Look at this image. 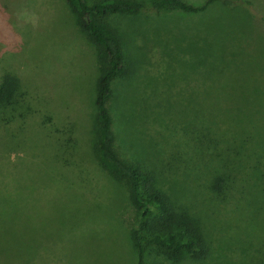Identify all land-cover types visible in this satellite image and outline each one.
I'll return each mask as SVG.
<instances>
[{"label":"rangeland","instance_id":"rangeland-1","mask_svg":"<svg viewBox=\"0 0 264 264\" xmlns=\"http://www.w3.org/2000/svg\"><path fill=\"white\" fill-rule=\"evenodd\" d=\"M136 1L139 12L103 18L125 64L106 103L112 147L154 172L172 204L193 205L208 247L202 260L171 261L143 244V264H240L248 239L234 237L239 222L208 196L209 175L193 180L191 137L207 127L227 139L245 126L255 138L261 128L260 105L241 104V94L264 77V35H251L240 4L264 16V0L212 1L200 12ZM95 55L64 0H0V78L18 81L0 119V264H137L130 232L138 215L126 183L96 160Z\"/></svg>","mask_w":264,"mask_h":264},{"label":"trees","instance_id":"trees-1","mask_svg":"<svg viewBox=\"0 0 264 264\" xmlns=\"http://www.w3.org/2000/svg\"><path fill=\"white\" fill-rule=\"evenodd\" d=\"M212 1L232 6L233 0H205L193 5L182 0H153L151 10L179 9L203 11ZM76 32L96 49L100 71L95 79L93 105L96 160L115 181H125L127 199L138 215V227L130 232L137 252V264H143V244H153L171 260L184 254L198 261L206 257L207 245L200 214L186 203L172 204L157 185L154 172L138 163L124 162L113 149L111 118L106 106L111 97L112 82L125 75L121 46L114 31L103 18L111 13L134 14L144 8L136 0H64ZM244 7L253 37L264 35V16L257 15L248 1ZM101 66V67H100ZM18 81L10 74L0 78V119L7 116L15 102ZM241 104H259L264 112V77L257 86L241 94ZM12 109V108H11ZM252 122H247L246 125ZM256 126L253 138L240 126L229 138L214 137L207 127L191 137L193 180L209 175L202 184L212 201L226 205L234 220V237L242 233L248 240L240 245V264H264V121ZM232 130V129H231ZM204 154V155H203ZM178 204V205H177ZM177 205V206H176ZM146 230V237L140 232Z\"/></svg>","mask_w":264,"mask_h":264}]
</instances>
